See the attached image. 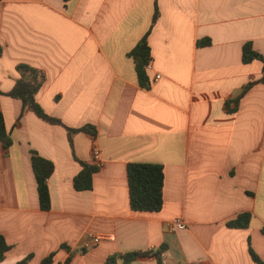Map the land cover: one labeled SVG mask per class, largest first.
I'll use <instances>...</instances> for the list:
<instances>
[{
  "label": "crops",
  "instance_id": "1",
  "mask_svg": "<svg viewBox=\"0 0 264 264\" xmlns=\"http://www.w3.org/2000/svg\"><path fill=\"white\" fill-rule=\"evenodd\" d=\"M156 2L151 86L143 88L128 53L150 28ZM206 38L209 45L198 44ZM248 41L264 56V0H1L0 90L13 87L18 64L42 69L43 108L97 132L73 133L71 143L63 125L0 94L13 139L8 149L0 143V234L12 246L0 264L30 253L28 264H39L51 252L52 264H106L110 255L163 245L162 264H258L248 238L264 260V83L237 110L225 106L262 76L261 60H242ZM93 145L102 163L92 188L76 190L80 162L94 163ZM33 151L54 163L47 210ZM130 162L163 165L160 211L131 208ZM241 212L252 214L249 226L229 227ZM176 217L186 229L169 230ZM128 264L158 262L152 254Z\"/></svg>",
  "mask_w": 264,
  "mask_h": 264
},
{
  "label": "trees",
  "instance_id": "2",
  "mask_svg": "<svg viewBox=\"0 0 264 264\" xmlns=\"http://www.w3.org/2000/svg\"><path fill=\"white\" fill-rule=\"evenodd\" d=\"M159 14L160 12L156 2L150 28L128 53V56L134 61L137 79L143 88H149L151 86V79L147 72V64L152 58L148 36L157 21ZM210 43L211 40L209 38L198 42L199 45H209ZM1 54L2 46L0 45V56ZM254 59H259L263 63L262 76L259 79H253L246 83L238 96L225 102V106L229 111L233 112L237 110L241 99L253 85L257 82L264 83V56L254 49L251 41L245 42L242 47L243 62L249 63ZM17 70L19 76L15 79L13 87L7 92L0 90V94L21 99L23 109L32 111L35 115L48 123L63 125L68 131L71 143L72 135L76 132L82 131L92 136L96 135L97 130L92 124H84L77 128L69 127L65 125L60 118L49 114L38 102L36 95L46 79L45 72L42 69L21 63L17 65ZM0 143L5 149H8L13 143L11 132L7 129L2 112H0ZM31 160L37 182L40 207L47 210L51 206V197L47 180L53 173L54 163L52 160L39 155L35 151L32 152ZM80 163L81 170L75 175L73 180L74 188L76 190H89L93 186V174L98 170L99 166L95 163H85L82 161ZM127 179L129 186V201L133 210L157 212L163 208V186L165 174L162 164L153 162H130L127 165ZM251 218L252 214L250 212H241L231 218L227 222V225L233 228H247L251 222ZM248 246L253 260L258 264H264V260L253 249L250 238H248ZM11 247V244H9L5 237L0 234V262L5 259L6 253ZM62 247L66 246L62 245ZM164 250L165 245L159 248V250L157 249L154 251L144 250L131 251L124 254H113L107 257L106 264H118L117 261L119 258L123 259V264H128L139 257L152 254L156 255L158 264H162L161 255ZM55 255L56 252H51L48 256L43 258L39 264H52ZM32 258L33 254L30 253L16 261L14 264H28Z\"/></svg>",
  "mask_w": 264,
  "mask_h": 264
},
{
  "label": "built area",
  "instance_id": "3",
  "mask_svg": "<svg viewBox=\"0 0 264 264\" xmlns=\"http://www.w3.org/2000/svg\"><path fill=\"white\" fill-rule=\"evenodd\" d=\"M0 5H1V0H0ZM152 66L151 61L147 64V69H150ZM160 75L158 74L156 77L158 78ZM92 157L94 160V163L98 166L101 165L102 159H101V152L100 149L97 145H93L92 147ZM168 228L170 231H177V230H182L187 228V224L182 218L176 217L172 219L168 225ZM104 236L102 234H98L93 236L92 240L94 243L100 241Z\"/></svg>",
  "mask_w": 264,
  "mask_h": 264
}]
</instances>
